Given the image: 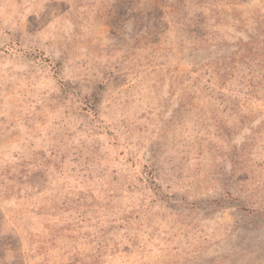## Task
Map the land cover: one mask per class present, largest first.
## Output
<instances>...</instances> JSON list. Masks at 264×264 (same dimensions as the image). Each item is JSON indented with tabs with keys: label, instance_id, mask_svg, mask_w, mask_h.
I'll use <instances>...</instances> for the list:
<instances>
[{
	"label": "rangeland",
	"instance_id": "rangeland-1",
	"mask_svg": "<svg viewBox=\"0 0 264 264\" xmlns=\"http://www.w3.org/2000/svg\"><path fill=\"white\" fill-rule=\"evenodd\" d=\"M0 264H264V0H0Z\"/></svg>",
	"mask_w": 264,
	"mask_h": 264
}]
</instances>
